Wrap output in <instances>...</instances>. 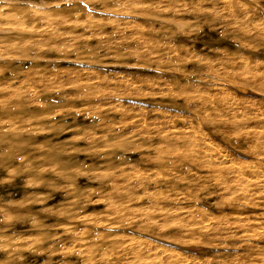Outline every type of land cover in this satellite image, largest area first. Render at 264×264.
Masks as SVG:
<instances>
[{"label": "rangeland", "instance_id": "1", "mask_svg": "<svg viewBox=\"0 0 264 264\" xmlns=\"http://www.w3.org/2000/svg\"><path fill=\"white\" fill-rule=\"evenodd\" d=\"M0 264H264V0H0Z\"/></svg>", "mask_w": 264, "mask_h": 264}, {"label": "bare ground", "instance_id": "2", "mask_svg": "<svg viewBox=\"0 0 264 264\" xmlns=\"http://www.w3.org/2000/svg\"><path fill=\"white\" fill-rule=\"evenodd\" d=\"M242 88H246V86H241ZM11 216V215H10ZM235 221V220H234ZM239 223V222H238ZM257 237V236H256Z\"/></svg>", "mask_w": 264, "mask_h": 264}]
</instances>
